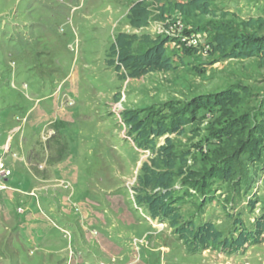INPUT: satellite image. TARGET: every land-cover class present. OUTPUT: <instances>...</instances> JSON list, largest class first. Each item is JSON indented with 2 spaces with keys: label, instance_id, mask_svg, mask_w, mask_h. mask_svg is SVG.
Wrapping results in <instances>:
<instances>
[{
  "label": "rangeland",
  "instance_id": "obj_1",
  "mask_svg": "<svg viewBox=\"0 0 264 264\" xmlns=\"http://www.w3.org/2000/svg\"><path fill=\"white\" fill-rule=\"evenodd\" d=\"M137 1L151 11L139 34L168 38L174 69L121 79L108 48L134 32ZM186 1L0 0V158L11 171L0 264H264V240L191 254L135 203L154 153L136 145L125 111L179 126L155 149L172 140L182 221L230 238L264 217V57L228 58L215 44L262 46L264 0H207L210 13L193 17L173 8Z\"/></svg>",
  "mask_w": 264,
  "mask_h": 264
},
{
  "label": "trees",
  "instance_id": "obj_2",
  "mask_svg": "<svg viewBox=\"0 0 264 264\" xmlns=\"http://www.w3.org/2000/svg\"><path fill=\"white\" fill-rule=\"evenodd\" d=\"M174 10L185 17L207 15L210 7L207 0H188L175 3ZM151 11L145 1H137L131 5L127 14L128 26L133 33L119 32L108 48L106 64L121 79H139L152 72H168L174 69L171 58L167 55L165 45L168 38L147 34H139L147 27ZM217 50L225 52L228 58L245 59L261 55L264 57V43L255 44L246 37H234L233 42L219 36L215 38ZM123 119L131 126L135 135L134 141L142 150H151L154 158L150 164L144 163L138 176L139 193L135 195V203L145 206L153 220L167 222L172 233L182 242L185 249L195 254L207 249L233 254L245 245H257L264 240V217L256 219L252 231L239 230L234 237H224L223 233L212 223L196 225L192 221H182L181 215L174 206L172 184L176 167L173 155L172 140L164 139V144L156 148L155 139L179 132V126L165 127L156 124L147 127L131 111L122 113Z\"/></svg>",
  "mask_w": 264,
  "mask_h": 264
},
{
  "label": "built area",
  "instance_id": "obj_3",
  "mask_svg": "<svg viewBox=\"0 0 264 264\" xmlns=\"http://www.w3.org/2000/svg\"><path fill=\"white\" fill-rule=\"evenodd\" d=\"M18 131H20L19 127L16 128L15 132H18ZM49 131L51 132V130H49ZM50 132H48V134H51ZM7 151H8V149H7ZM11 155L13 158L16 157V155L14 153ZM10 177H11V171H10L9 167H7L6 164L4 163V161L2 160V158H0V191L10 189V186L8 185V181H9ZM61 184H64V183H61ZM65 187L66 186H64V188Z\"/></svg>",
  "mask_w": 264,
  "mask_h": 264
},
{
  "label": "crops",
  "instance_id": "obj_4",
  "mask_svg": "<svg viewBox=\"0 0 264 264\" xmlns=\"http://www.w3.org/2000/svg\"><path fill=\"white\" fill-rule=\"evenodd\" d=\"M130 8V7H129ZM145 29V28H144ZM58 142H59V140H58Z\"/></svg>",
  "mask_w": 264,
  "mask_h": 264
}]
</instances>
